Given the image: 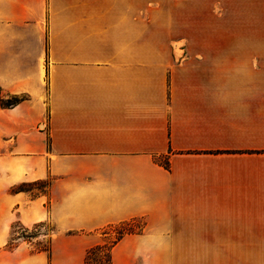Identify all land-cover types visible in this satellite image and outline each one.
<instances>
[{
  "label": "crops",
  "instance_id": "0c3cea01",
  "mask_svg": "<svg viewBox=\"0 0 264 264\" xmlns=\"http://www.w3.org/2000/svg\"><path fill=\"white\" fill-rule=\"evenodd\" d=\"M0 87V264H264V0H0Z\"/></svg>",
  "mask_w": 264,
  "mask_h": 264
},
{
  "label": "trees",
  "instance_id": "16d2710c",
  "mask_svg": "<svg viewBox=\"0 0 264 264\" xmlns=\"http://www.w3.org/2000/svg\"><path fill=\"white\" fill-rule=\"evenodd\" d=\"M25 99H26V96L22 94L21 95L20 94H7V96L0 95V106L2 108H12L18 105L20 102H22ZM161 163L165 168L169 169L170 164H169L168 158L163 159ZM25 185L27 184H22L19 187H17V189L27 190V189L22 188V186H25ZM137 220L138 219H132V220L120 222L118 224L110 225L104 228L101 233L105 238H107V236L112 230H116L115 231L116 236L111 240H107L104 238L103 242L97 243L87 248L85 258H84V264H113L112 249L122 239V237H124L126 234L142 232L144 223H142L141 226L133 225V223L136 222ZM69 234H72V233H69ZM28 238H33V237L31 236ZM22 239L28 240L26 237H23ZM17 245L18 243H13L11 242V240H9L5 247L8 250H13L15 247H17ZM34 251L35 252L45 251L50 255L52 251L51 241H50V245L42 247V248H38L37 250H34Z\"/></svg>",
  "mask_w": 264,
  "mask_h": 264
},
{
  "label": "rangeland",
  "instance_id": "374dc122",
  "mask_svg": "<svg viewBox=\"0 0 264 264\" xmlns=\"http://www.w3.org/2000/svg\"><path fill=\"white\" fill-rule=\"evenodd\" d=\"M0 95L7 96V94L2 90L0 87ZM24 189H29L30 186H22ZM134 226H141L142 225V220H137L136 222L133 223ZM53 227L49 224H44V225H39L37 227H33L30 229H25L22 225H20L19 222L15 221L12 224V229L8 238V241L11 240L13 243H19L23 237H26L29 241L32 243V248L33 250H37L38 248H42L45 246L50 245V238L49 234L52 233ZM116 230H112L109 235L107 236V240H111L116 236ZM102 234V233H101ZM33 237V238H28V237ZM8 241L0 247V256L1 255H6L4 254L5 251H8L6 249V244Z\"/></svg>",
  "mask_w": 264,
  "mask_h": 264
}]
</instances>
